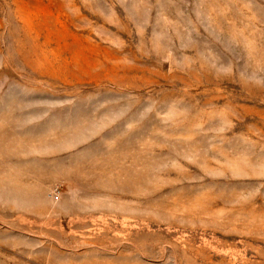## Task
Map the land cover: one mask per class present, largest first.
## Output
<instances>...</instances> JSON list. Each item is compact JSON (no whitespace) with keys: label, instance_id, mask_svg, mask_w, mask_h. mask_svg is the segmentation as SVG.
<instances>
[{"label":"rangeland","instance_id":"rangeland-1","mask_svg":"<svg viewBox=\"0 0 264 264\" xmlns=\"http://www.w3.org/2000/svg\"><path fill=\"white\" fill-rule=\"evenodd\" d=\"M0 264H264V0H0Z\"/></svg>","mask_w":264,"mask_h":264}]
</instances>
